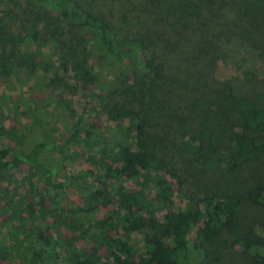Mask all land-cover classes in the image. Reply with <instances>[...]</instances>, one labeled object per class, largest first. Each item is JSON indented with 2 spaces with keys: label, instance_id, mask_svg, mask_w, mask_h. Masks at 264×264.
<instances>
[{
  "label": "trees",
  "instance_id": "16d2710c",
  "mask_svg": "<svg viewBox=\"0 0 264 264\" xmlns=\"http://www.w3.org/2000/svg\"><path fill=\"white\" fill-rule=\"evenodd\" d=\"M120 1L111 0L119 11L105 18L74 0H0L20 3L25 17L11 32L4 23L15 13L0 16V77L34 75L55 87L69 70L84 95L107 106L115 136L76 113L62 137L41 142L50 131L45 91L23 92L26 126L40 138L25 150L0 124V260L211 264L215 250L217 264L232 251L264 264V72L253 69L264 63V0H220L247 17L249 31L205 11L206 0ZM239 45L250 56L245 84L215 86L213 62ZM105 63L111 85L102 86ZM173 70L193 73L198 88L175 107L157 99ZM67 146L97 167L88 184L63 172ZM45 150L57 155L55 165L39 157ZM59 177L79 187L77 205L58 199ZM173 195L185 202L176 205Z\"/></svg>",
  "mask_w": 264,
  "mask_h": 264
},
{
  "label": "rangeland",
  "instance_id": "374dc122",
  "mask_svg": "<svg viewBox=\"0 0 264 264\" xmlns=\"http://www.w3.org/2000/svg\"><path fill=\"white\" fill-rule=\"evenodd\" d=\"M77 3L83 4L85 6H91V10L96 12L99 16L108 17L109 10L119 11L117 3L111 2V0H74ZM94 3V5L92 4ZM113 4V5H109ZM121 5L127 1L121 0ZM204 10L207 12H220L225 16L224 18L229 22L237 25L239 29L243 31L250 30V23L248 22L247 17L244 15H240L237 10L229 5H222V1L220 0H206L204 1ZM108 5V6H107ZM21 5L17 4H5L0 5V16L3 17L6 13H15V18L12 21L5 22L6 31L17 32L21 29V26L24 23V16L20 12ZM115 13V12H114ZM240 46V45H239ZM243 49L232 47V50L228 51L225 54H222L218 59L213 62V67L215 69V79L216 85L222 82L231 83L232 86H243L246 82L244 72H241L243 68L248 66L250 56L247 54H243ZM243 57L245 60L242 61V66L237 68L234 64L235 59L239 57ZM96 59H100L99 54L95 53ZM241 62V61H238ZM110 66L105 63L102 64L99 69V77L102 80L101 85H111L110 79L108 78L107 72L109 74ZM179 69V68H178ZM253 69H256V72H264V63L255 62L253 64ZM97 70V69H96ZM184 74V75H183ZM177 73L176 71H172V76L168 78L165 82V87L163 92L160 93V97L157 99L162 100L163 104L171 106H179L183 104L190 96L197 91L196 85V76L193 73ZM40 76V80L42 83L46 84L49 80V75ZM50 85H56L55 87H49V85L42 86L40 81L37 80L34 75L25 77L23 74L16 75H3L0 77V124L3 129L9 133V136L14 139L15 142L18 143V147H21L25 150L30 148L33 141L38 140L40 137L35 134V129L32 127L26 126L27 121H25V116L22 113V107L24 106V97L23 92H27L28 90H39V88L43 89L45 92L44 102L49 105L47 107V114L43 116V120L46 123L44 127L50 129V131L41 138V142L46 141L50 135H53L54 139H58L62 137L64 131L67 129H71L72 123L69 122L73 117V114H82L87 122L92 124L97 132L101 135H104L109 140H114V132L112 130V125L109 120V116L107 113V106L103 103L98 104L97 100L94 97H87V95L82 93L80 86L82 82L78 80L76 77L70 73V71H66L63 75H61V80L58 84L50 83ZM71 87H75V89H71ZM96 91L92 89V93ZM33 92V91H28ZM39 95V91H34ZM41 98V97H39ZM68 106L67 113L64 112L63 108ZM39 123V122H37ZM43 126V125H42ZM18 133L21 138L17 139L15 134ZM38 137V138H37ZM66 154L69 157L66 162L63 161L64 169L63 172H66L67 175H74L77 177V182L79 185H83L84 183L88 184L92 181L97 175V167L87 161L88 157L84 159L82 156L80 147L74 146L66 147ZM76 154H80L75 159H71V157H75ZM82 156V157H81ZM39 157L46 164L53 166L58 161L57 155L54 154L52 150H45L40 153ZM27 169L23 167L18 171V176L22 181V176L26 174ZM258 169H253L252 172H257ZM262 172L264 173V169L262 168ZM164 178L166 180L165 185L171 188L172 191L175 192L177 188V182L174 179H171L169 176L164 174ZM60 181L64 184V190L61 193H58V199L60 202L64 204H78L79 198L78 193L79 187L75 185H69L68 181L64 180L63 177H59ZM39 191L42 192L44 198L48 202V198L46 197L45 191L42 189L41 184L39 185ZM52 200V199H51ZM172 201L176 205H182L185 202L182 199H179L176 196H172ZM46 202V203H47ZM101 215V211H98V216ZM1 219V217H0ZM11 253L6 257H10ZM218 253L214 250L212 252L211 264H215L217 262ZM214 262V263H213ZM6 261L0 260V264H5ZM208 264V263H207ZM217 264V263H216ZM219 264H253L251 260L236 251H232V255L226 258L222 263Z\"/></svg>",
  "mask_w": 264,
  "mask_h": 264
}]
</instances>
